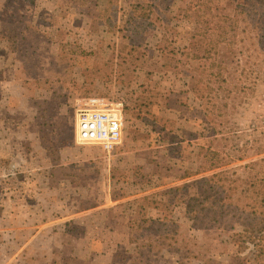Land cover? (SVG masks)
Masks as SVG:
<instances>
[{
    "label": "rangeland",
    "instance_id": "obj_1",
    "mask_svg": "<svg viewBox=\"0 0 264 264\" xmlns=\"http://www.w3.org/2000/svg\"><path fill=\"white\" fill-rule=\"evenodd\" d=\"M189 2L0 0V32L27 27L16 71L0 52V179L42 171L40 184L51 172L39 199L56 198L58 221L79 226L78 234L51 230L38 264H264V239L258 256L241 244L264 219L254 192H244L249 171L264 177V55L256 85L251 67L218 79L202 59L190 61ZM214 11L241 24L248 0H216ZM132 16L152 22L153 35L136 33ZM95 100L122 110L123 139L112 151L79 139L78 111ZM160 175L170 183L151 187ZM9 247L0 245V264L20 253Z\"/></svg>",
    "mask_w": 264,
    "mask_h": 264
},
{
    "label": "trees",
    "instance_id": "obj_2",
    "mask_svg": "<svg viewBox=\"0 0 264 264\" xmlns=\"http://www.w3.org/2000/svg\"><path fill=\"white\" fill-rule=\"evenodd\" d=\"M215 1L190 0L185 10V17L192 20L191 22L195 25L197 33L192 35L190 43H188L186 56L189 55L190 61L202 59L201 61L206 63L211 75H215L218 79L225 76L224 71L230 72L225 77L231 78L234 76L239 78L243 71L251 67L253 68L252 73H256L252 85H256L257 80L262 77L261 72L263 70L261 65H258L260 64L258 58L264 55V0H248L249 16L247 21L241 24L230 15L216 13L214 11ZM132 18L135 19L136 26L134 27V31L136 33L146 34V36L153 35L155 25L152 22L141 21L139 18H134L133 16ZM26 30V26L18 24V26H10L0 32V52L6 50V70L13 72L17 70V53L22 52L23 40L26 38L24 31ZM152 49L149 47V50ZM199 54L201 58H198ZM250 64H253L254 67ZM240 68L242 70H239ZM247 91L253 93L254 89L251 86L245 89L244 93ZM228 112H222V116L224 113L228 114ZM206 113L212 115L210 111ZM210 128L214 131L217 129L216 126ZM173 144H178V142H174ZM210 154L215 157L218 152L210 149ZM239 159H242V157H239ZM9 160L4 159L3 161L5 164H8ZM258 163L259 160L252 162L254 166ZM166 164L160 167L157 172L163 173V168ZM207 164L204 163V166L197 165L194 169L193 167H189L188 171L181 174L179 178L194 177L204 172L203 170L218 168L225 165L226 162H214L209 167L205 166ZM247 167L246 165L242 168L246 170ZM34 175L33 177L32 175L26 176V178L23 175H9L0 179V225L9 228L8 231L0 229L3 231L0 232V245L6 244V246H10L11 250L9 253L11 256H15L20 252L10 264H38L46 261L48 258L46 244L51 230L69 234H78L79 232V226H77L74 220L58 221L65 217V214L55 205L57 203L56 198L51 197L53 201H45L43 200L44 198L39 199V196L41 198L43 193H45L43 188H41V184H50V181L46 182V180L51 177V172L50 174L48 172L49 177L44 176V180L40 184L37 183V178L42 175V171L35 172ZM255 177L256 175H253L252 171L248 172L246 181L249 182L251 180L252 187L244 189V192L253 191L254 198L259 203V210H264V177L259 180H256ZM197 180L194 179L192 182H197ZM151 182V187L170 183V181L163 179L161 175ZM190 182L188 181L184 185H178L174 188L183 189ZM33 185L36 189L32 188ZM49 188L52 189L50 186ZM209 204L207 209L208 214H210L209 216L219 214L218 210L212 208L213 203L210 202ZM51 221H54L53 226H48L40 232L33 228ZM4 234H7L6 239L4 238ZM11 234L13 238H10ZM263 239L264 219L263 226L257 229V236L255 238H244L241 244L243 248L254 245L253 254L258 256L263 251L256 252L255 248L261 245ZM68 262L69 259H66L58 263L53 262L52 264H66Z\"/></svg>",
    "mask_w": 264,
    "mask_h": 264
},
{
    "label": "built area",
    "instance_id": "obj_3",
    "mask_svg": "<svg viewBox=\"0 0 264 264\" xmlns=\"http://www.w3.org/2000/svg\"><path fill=\"white\" fill-rule=\"evenodd\" d=\"M124 117L115 106L93 101L78 111V135L82 142L94 143L107 151L114 150L122 141Z\"/></svg>",
    "mask_w": 264,
    "mask_h": 264
}]
</instances>
